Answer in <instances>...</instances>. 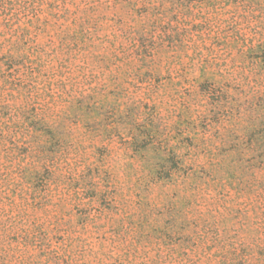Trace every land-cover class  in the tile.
<instances>
[{
    "label": "clouds",
    "instance_id": "obj_1",
    "mask_svg": "<svg viewBox=\"0 0 264 264\" xmlns=\"http://www.w3.org/2000/svg\"><path fill=\"white\" fill-rule=\"evenodd\" d=\"M0 264H264V0H0Z\"/></svg>",
    "mask_w": 264,
    "mask_h": 264
}]
</instances>
